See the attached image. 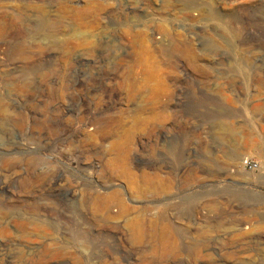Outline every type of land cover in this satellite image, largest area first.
I'll list each match as a JSON object with an SVG mask.
<instances>
[{
    "label": "rangeland",
    "instance_id": "374dc122",
    "mask_svg": "<svg viewBox=\"0 0 264 264\" xmlns=\"http://www.w3.org/2000/svg\"><path fill=\"white\" fill-rule=\"evenodd\" d=\"M138 119L153 193L109 164ZM117 193L130 216L91 208ZM0 264H264V0H0Z\"/></svg>",
    "mask_w": 264,
    "mask_h": 264
},
{
    "label": "bare ground",
    "instance_id": "6f19581e",
    "mask_svg": "<svg viewBox=\"0 0 264 264\" xmlns=\"http://www.w3.org/2000/svg\"><path fill=\"white\" fill-rule=\"evenodd\" d=\"M253 38L252 34L249 31H244L243 40L246 42L251 41ZM177 50V54H176ZM172 53L176 54V56L184 57L187 61V64L197 65V58L192 49L184 46L182 48H173ZM110 75V74H109ZM112 76V75H110ZM101 78V77H100ZM102 79V78H101ZM104 80V79H103ZM101 84V82H100ZM114 92L109 93V97H114ZM146 110L145 106L137 107V111L139 113H143ZM154 118H162L160 114L156 113ZM97 125H94L92 129L96 132L102 133L101 135L113 134L111 131H105L104 127L97 122ZM139 123H146V120L138 119L132 125V130H128L124 138L119 139L113 144V158L110 160V167L118 172L120 177H123L125 180L129 182L134 189H142V191L146 192L151 190L152 193L154 191H159L162 187L163 181L157 173H147L141 172L139 175L131 172L127 167V161L129 158V154L131 151V147L129 146L130 140L133 138L135 127L139 125ZM96 124V123H95ZM217 128V127H216ZM219 128V127H218ZM224 131V132H223ZM222 132L225 134H230L232 131L230 129H224ZM221 133V132H220ZM142 188H141V187ZM119 194L113 195H99L92 199L90 206L96 211H103L108 218H121L128 217L132 213V208L127 206L119 197ZM115 212V214H113ZM126 226L130 230V234L133 239L138 240L144 237H149L153 239L158 246L163 249L171 248V242L169 240V228L161 225L158 221L149 219L145 220L141 218L140 214L137 216H133L126 220ZM173 236V235H172ZM172 238V237H171Z\"/></svg>",
    "mask_w": 264,
    "mask_h": 264
},
{
    "label": "built area",
    "instance_id": "2783aa9c",
    "mask_svg": "<svg viewBox=\"0 0 264 264\" xmlns=\"http://www.w3.org/2000/svg\"><path fill=\"white\" fill-rule=\"evenodd\" d=\"M243 166L250 171L256 170L258 167L256 162L247 159L243 161Z\"/></svg>",
    "mask_w": 264,
    "mask_h": 264
}]
</instances>
